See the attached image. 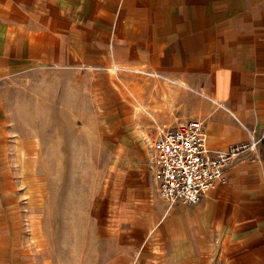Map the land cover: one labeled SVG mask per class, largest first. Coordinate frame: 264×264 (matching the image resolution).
I'll return each mask as SVG.
<instances>
[{"label":"crops","instance_id":"crops-1","mask_svg":"<svg viewBox=\"0 0 264 264\" xmlns=\"http://www.w3.org/2000/svg\"><path fill=\"white\" fill-rule=\"evenodd\" d=\"M49 67L70 110L82 112L84 88L110 156L115 143L124 158L111 162L106 194L121 212L86 264H264V0H0V175L8 156L39 149L10 141L4 95ZM189 119L212 151L248 143L250 130L260 137L194 204L160 196L151 168L152 141ZM4 254L35 264L19 262L26 248Z\"/></svg>","mask_w":264,"mask_h":264},{"label":"rangeland","instance_id":"rangeland-1","mask_svg":"<svg viewBox=\"0 0 264 264\" xmlns=\"http://www.w3.org/2000/svg\"><path fill=\"white\" fill-rule=\"evenodd\" d=\"M38 74L4 95L2 123L10 141L31 137L39 149L33 159L8 156L7 173L0 175V263L11 264L4 253L17 246L28 252L19 262L32 256L35 264H86L97 256L91 252L96 236L121 212L106 194L114 179L111 162L124 159L122 148L114 143L110 156L105 118L96 115L83 87L76 93L83 110L75 112L68 92L59 93L53 68ZM65 79L75 80L70 73ZM105 245L97 242L98 249Z\"/></svg>","mask_w":264,"mask_h":264},{"label":"built area","instance_id":"built-area-1","mask_svg":"<svg viewBox=\"0 0 264 264\" xmlns=\"http://www.w3.org/2000/svg\"><path fill=\"white\" fill-rule=\"evenodd\" d=\"M259 140L250 130L248 143L212 151L207 147L206 132L198 119L163 131L151 143V168L160 196L171 202L180 199L197 203L202 193L226 178L225 167L232 156L245 147H254Z\"/></svg>","mask_w":264,"mask_h":264}]
</instances>
